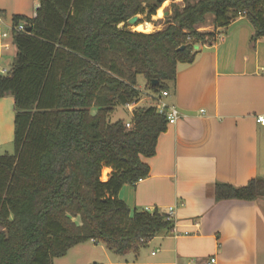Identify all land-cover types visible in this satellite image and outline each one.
<instances>
[{"label": "trees", "instance_id": "obj_1", "mask_svg": "<svg viewBox=\"0 0 264 264\" xmlns=\"http://www.w3.org/2000/svg\"><path fill=\"white\" fill-rule=\"evenodd\" d=\"M167 1L39 0L35 18H14L17 56L0 76V98L15 102V154L0 155V264H54L87 242L124 256L173 229L167 214L132 212L119 197L150 176L143 159L156 155L166 117L137 107L127 128L110 115L141 102L139 76L154 93L170 92L178 65L193 63L198 45L213 46L217 30L240 16L254 27L253 43L264 38V0H184L165 29L129 30L134 16L153 23ZM209 17L215 30L201 31ZM21 21L26 32L16 30ZM215 198L262 199L264 180L218 183Z\"/></svg>", "mask_w": 264, "mask_h": 264}, {"label": "crops", "instance_id": "obj_2", "mask_svg": "<svg viewBox=\"0 0 264 264\" xmlns=\"http://www.w3.org/2000/svg\"><path fill=\"white\" fill-rule=\"evenodd\" d=\"M39 7V0H0V36L8 34L2 43L9 46L0 48V75L17 56L14 18L33 19ZM217 32L213 46L198 45L193 63L178 65L166 101L182 118L159 137L156 155L143 159L150 176L119 194L132 212L172 208L174 230L124 256L87 242L54 264H264V198H215L218 183L244 187L264 180V127L256 122L264 115V38L252 42L255 30L244 16ZM14 104L13 97L0 98V116ZM90 247H101V256ZM72 254L76 260H69Z\"/></svg>", "mask_w": 264, "mask_h": 264}, {"label": "rangeland", "instance_id": "obj_3", "mask_svg": "<svg viewBox=\"0 0 264 264\" xmlns=\"http://www.w3.org/2000/svg\"><path fill=\"white\" fill-rule=\"evenodd\" d=\"M197 0H189L191 3H195ZM185 1L184 0H174V1H167V4H163V6L160 8L163 11V15L160 19L155 18L157 15L152 19L153 23L151 24V32H156L165 29L168 26V19L172 17L173 12H174V7L177 6L179 9H183L185 7ZM159 9V10H160ZM165 12H169L168 16H165ZM140 20L145 21L146 16H139ZM210 22H207L205 25H213L214 24V18L211 17ZM146 23V22H145ZM144 23V24H145ZM147 24V23H146ZM123 27V25H122ZM147 28V26L145 27ZM129 30L132 32H136L133 27L129 26ZM206 32V31H205ZM1 69H6L8 74H1L0 76H7L10 74V71L12 69V66H5L3 65ZM147 80L145 79L144 76H139L138 77V87L142 92L141 96V102H140V107H151L154 106L155 100L158 98L159 94H156L153 92L151 88H149V85L147 84ZM95 110H92V113H95ZM132 117V112H129L126 107H118L117 110L113 114L110 115V121L112 123L118 121V120H123L125 122H129ZM15 104L13 106H5V110H2V114L0 116V155H14L15 154V147H14V137H15ZM9 122V123H8ZM105 174H109L107 171ZM3 228L0 226V231ZM90 247V251H92V255H97V257L101 256L102 249L101 247L99 248H94ZM71 258L69 260H76L77 258L74 254H72L68 257ZM92 259H95V256H93ZM97 260L94 261H99L98 258ZM64 260V259H63ZM97 264V263H96Z\"/></svg>", "mask_w": 264, "mask_h": 264}, {"label": "built area", "instance_id": "obj_4", "mask_svg": "<svg viewBox=\"0 0 264 264\" xmlns=\"http://www.w3.org/2000/svg\"><path fill=\"white\" fill-rule=\"evenodd\" d=\"M27 26H28L27 22L22 21L19 24V26L16 28V30H17V32H26ZM7 37H8V34H3L2 36H0V48H3V49L9 48V46L7 44L2 43V39L7 38ZM1 74L6 75V74H8V72L6 69H3L1 71ZM169 96H170V92L164 91L162 94H160L158 96V98L155 100V104H154V107L156 108L158 114L166 117L167 122H168V126L176 124L182 118V114H181L180 110L176 106H173V105H170L167 103L166 100ZM126 108L128 109L129 112H133L134 105L128 104V105H126ZM201 113H204V111H201ZM256 122L264 127V115L257 116ZM126 126H127V128H131V124L129 122L126 124ZM102 179H103V181H107L108 180V174H104V172H103ZM146 211L151 212L149 209ZM172 212H173V209L171 208L169 211V214H167L169 216V219H171V220H173L171 217ZM172 230H174V227ZM214 263H215V259H212L209 264H214Z\"/></svg>", "mask_w": 264, "mask_h": 264}, {"label": "bare ground", "instance_id": "obj_5", "mask_svg": "<svg viewBox=\"0 0 264 264\" xmlns=\"http://www.w3.org/2000/svg\"><path fill=\"white\" fill-rule=\"evenodd\" d=\"M167 4V2L164 3V5ZM163 15V11L162 9L158 10V15L155 17L157 19H160ZM147 26V28H145ZM133 29L136 31V32H139V33H150L151 32V24L150 23H143V24H140L136 27H133ZM107 172V170L105 169L104 170V174Z\"/></svg>", "mask_w": 264, "mask_h": 264}, {"label": "water", "instance_id": "obj_6", "mask_svg": "<svg viewBox=\"0 0 264 264\" xmlns=\"http://www.w3.org/2000/svg\"><path fill=\"white\" fill-rule=\"evenodd\" d=\"M165 16H168L169 15V12H165V14H164ZM128 25L130 26V27H136V26H138V25H140V18H139V16H134L133 18H131L129 21H128ZM30 30H28V32H29ZM158 81H153V84H152V86L153 87H156L157 85H158Z\"/></svg>", "mask_w": 264, "mask_h": 264}]
</instances>
